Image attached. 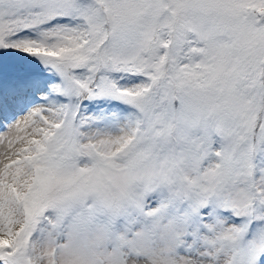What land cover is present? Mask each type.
Returning <instances> with one entry per match:
<instances>
[{
	"label": "snow or ice",
	"instance_id": "1",
	"mask_svg": "<svg viewBox=\"0 0 264 264\" xmlns=\"http://www.w3.org/2000/svg\"><path fill=\"white\" fill-rule=\"evenodd\" d=\"M0 264H264V0H0Z\"/></svg>",
	"mask_w": 264,
	"mask_h": 264
}]
</instances>
